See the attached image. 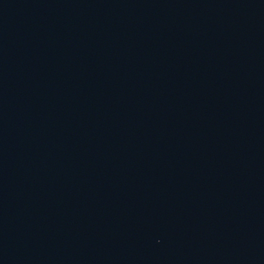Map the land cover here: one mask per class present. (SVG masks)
<instances>
[{
    "label": "water",
    "instance_id": "obj_1",
    "mask_svg": "<svg viewBox=\"0 0 264 264\" xmlns=\"http://www.w3.org/2000/svg\"><path fill=\"white\" fill-rule=\"evenodd\" d=\"M0 264H264V0H0Z\"/></svg>",
    "mask_w": 264,
    "mask_h": 264
}]
</instances>
